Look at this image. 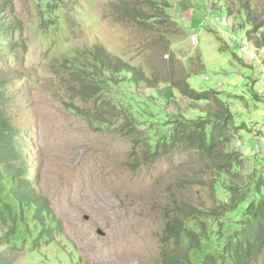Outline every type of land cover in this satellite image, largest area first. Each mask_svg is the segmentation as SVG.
Instances as JSON below:
<instances>
[{
	"label": "rangeland",
	"instance_id": "1",
	"mask_svg": "<svg viewBox=\"0 0 264 264\" xmlns=\"http://www.w3.org/2000/svg\"><path fill=\"white\" fill-rule=\"evenodd\" d=\"M40 4L0 0L1 24L17 28L16 56L0 49V81L9 82L5 109L28 179L51 216L17 211L24 233L0 230V264H161L165 222L178 211L217 209L230 185L255 198L264 181V0H55L52 16ZM96 45L146 81L101 76L103 98L82 99L95 91L75 85L71 60ZM180 82L209 101L187 99ZM216 98L242 126L230 130L221 162L183 146L153 155L149 142L171 132L167 120L206 118L220 111ZM120 102L137 114L135 132L115 117ZM226 154L240 163L226 165ZM5 179L0 167L4 198Z\"/></svg>",
	"mask_w": 264,
	"mask_h": 264
},
{
	"label": "trees",
	"instance_id": "2",
	"mask_svg": "<svg viewBox=\"0 0 264 264\" xmlns=\"http://www.w3.org/2000/svg\"><path fill=\"white\" fill-rule=\"evenodd\" d=\"M44 5V11L52 16V10L56 6L55 0H40ZM139 23H147L152 26L161 22V17L133 18ZM148 20V21H145ZM140 24V25H142ZM15 31L13 26H4L0 22V49L16 56ZM250 38V36H249ZM257 48L259 44H255ZM72 68L70 77L75 85L83 89L95 91L82 99L100 101L103 98V90L99 84L100 77L106 78L109 84H115V77L126 79L128 75L133 83L146 81L141 71L136 70L120 59L113 58L101 46H94L87 52H83L81 58L71 60ZM87 72V74H86ZM174 87L180 89L184 97L192 101H209L207 92H197L188 83H177ZM8 80L0 81V167L2 168L9 197L0 196V230H6L5 237L16 236L24 233L23 225L17 211L29 207L35 208L37 218L51 216L46 209V202L32 188L27 171V161L22 145L17 142V132L13 123L6 114L5 102L10 97ZM92 86L94 88H92ZM80 97V96H79ZM220 104V111L211 113L206 118L186 120L176 117L167 120L172 124L171 132L158 138L156 143L150 140V146L154 149L155 156L163 153L162 150L172 151L178 147L195 149L203 156L213 159V163H219L222 158L221 147L229 143V133L233 128L238 131L242 126L236 127L233 114L216 98ZM94 102V101H93ZM120 112L115 117L121 120V127L135 132L139 129L137 114L130 104L120 102ZM107 123V122H102ZM148 155L150 153L148 152ZM228 166L238 165L240 160L233 158V154L224 156ZM264 181H257L252 195L250 191L242 190L236 186H229L231 197L228 202L222 203L217 209L208 211L197 210L193 207L183 208L166 220L161 237L160 261L161 264H254L264 258V197L261 189ZM258 194V195H256ZM251 196V197H250ZM251 201L241 211L237 212L241 203L248 198ZM10 199L11 201H8ZM240 219L232 220L228 224L221 221L225 216H234ZM213 220V225L209 221ZM215 226V227H214ZM235 229L227 232L232 227ZM3 238L0 236V241Z\"/></svg>",
	"mask_w": 264,
	"mask_h": 264
}]
</instances>
